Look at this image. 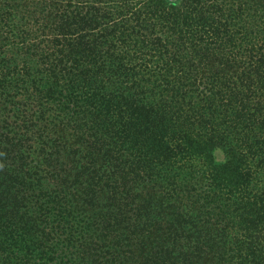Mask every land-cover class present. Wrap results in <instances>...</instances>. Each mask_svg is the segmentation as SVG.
<instances>
[{
	"label": "trees",
	"instance_id": "trees-1",
	"mask_svg": "<svg viewBox=\"0 0 264 264\" xmlns=\"http://www.w3.org/2000/svg\"><path fill=\"white\" fill-rule=\"evenodd\" d=\"M0 264H264V0H0Z\"/></svg>",
	"mask_w": 264,
	"mask_h": 264
},
{
	"label": "rangeland",
	"instance_id": "rangeland-1",
	"mask_svg": "<svg viewBox=\"0 0 264 264\" xmlns=\"http://www.w3.org/2000/svg\"><path fill=\"white\" fill-rule=\"evenodd\" d=\"M174 1H177V0H174Z\"/></svg>",
	"mask_w": 264,
	"mask_h": 264
}]
</instances>
